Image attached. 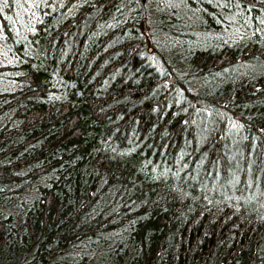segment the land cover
Masks as SVG:
<instances>
[{
  "label": "trees",
  "instance_id": "16d2710c",
  "mask_svg": "<svg viewBox=\"0 0 264 264\" xmlns=\"http://www.w3.org/2000/svg\"><path fill=\"white\" fill-rule=\"evenodd\" d=\"M0 264H264V0H0Z\"/></svg>",
  "mask_w": 264,
  "mask_h": 264
},
{
  "label": "rangeland",
  "instance_id": "374dc122",
  "mask_svg": "<svg viewBox=\"0 0 264 264\" xmlns=\"http://www.w3.org/2000/svg\"><path fill=\"white\" fill-rule=\"evenodd\" d=\"M173 4H175V5H179V3L178 2H172Z\"/></svg>",
  "mask_w": 264,
  "mask_h": 264
},
{
  "label": "water",
  "instance_id": "95a60500",
  "mask_svg": "<svg viewBox=\"0 0 264 264\" xmlns=\"http://www.w3.org/2000/svg\"><path fill=\"white\" fill-rule=\"evenodd\" d=\"M148 51H151V46L148 47Z\"/></svg>",
  "mask_w": 264,
  "mask_h": 264
},
{
  "label": "snow or ice",
  "instance_id": "6c2138e0",
  "mask_svg": "<svg viewBox=\"0 0 264 264\" xmlns=\"http://www.w3.org/2000/svg\"><path fill=\"white\" fill-rule=\"evenodd\" d=\"M5 2H7V0H5Z\"/></svg>",
  "mask_w": 264,
  "mask_h": 264
}]
</instances>
